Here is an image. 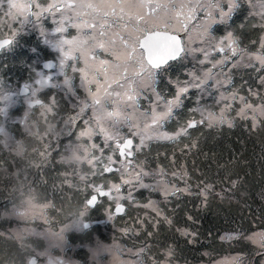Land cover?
<instances>
[{
	"label": "snow or ice",
	"instance_id": "1",
	"mask_svg": "<svg viewBox=\"0 0 264 264\" xmlns=\"http://www.w3.org/2000/svg\"><path fill=\"white\" fill-rule=\"evenodd\" d=\"M234 10L233 0H0V50L11 47L26 24L38 25L46 16L55 23L53 46L60 56L58 64L45 63L44 69L57 68L63 79L53 82L38 73L22 91L33 103L52 109L60 106L56 93L47 99L39 93L47 87L59 90L73 110V121L81 122L80 135L88 137L94 149L87 161L93 179L86 184V206L107 205V220H132L122 233L144 237L128 250L138 259L127 264H181L185 246L195 247L197 264H257L246 251L249 245L258 264H264V225L255 230L243 223L245 209L253 215L257 211L248 203L257 197L264 217V164L257 191L241 159L233 153L225 158L200 139L205 129L212 130L211 135L238 122L249 132L264 131V75L246 93L234 86L232 70L245 49L233 32L222 38L210 32ZM156 32L173 37V46L149 59L141 41ZM259 47L264 49V37ZM249 55L259 64L256 71L264 70V54ZM187 57L198 68L188 72L187 79L170 80L173 91L163 95L157 75L174 67L169 62ZM209 85L217 93L212 104L198 102L173 130H166L165 122L184 97ZM141 100H147V106ZM162 143L173 145L170 153L153 151V145ZM184 196L196 197L197 207H219L216 221L205 231L192 227L199 216L186 208L180 215V203L168 207ZM225 244H237L239 250L217 258L214 253Z\"/></svg>",
	"mask_w": 264,
	"mask_h": 264
},
{
	"label": "rangeland",
	"instance_id": "2",
	"mask_svg": "<svg viewBox=\"0 0 264 264\" xmlns=\"http://www.w3.org/2000/svg\"><path fill=\"white\" fill-rule=\"evenodd\" d=\"M240 1H245L248 6H251L248 18H254L255 26L263 25L264 28V12H262V9H264V0H233L235 7ZM224 24L226 26L229 25V18L226 20H218L217 23L213 24L210 29L211 34L216 38H222L225 36L228 33L227 31L221 30L222 33L217 34V30H215L216 27ZM41 28L44 29L43 35L41 34ZM54 29L55 23L52 17L46 16L41 18L38 25L31 23L26 24L24 29L20 31L19 34L27 35L28 33H31L32 37H37L35 44L39 48L43 49V51L45 49L47 55L49 56L47 59H53L56 64H58L60 50L53 46V42L56 37ZM70 30L73 34L75 33L74 29ZM261 37H264V30L258 39V44L256 41L254 50H256L255 53L264 54V49L259 47ZM239 44L242 49H245L246 54L240 61V65L232 70L233 82L235 81V77L237 75L242 77L248 74L250 67L246 65L249 63L254 66L256 65V68L259 67L258 62L255 61L254 55H249L255 54L252 53L250 48L251 46L242 45L240 41ZM10 48L11 47H9L6 51H10ZM40 61L41 60L37 62L39 64V68L35 71L36 76L31 80V82H23L24 85L33 84L35 80L38 79V73L49 77V79L53 82L63 79L62 75L56 74L58 73L57 68L53 72L44 71L41 67L42 63L40 64ZM184 61L188 66H190V68L189 71H185L186 78H183V80L187 79L188 72L198 68L191 57L185 58ZM165 80L166 79L164 78L157 77V86H164ZM16 90V88H11L7 91L0 92L1 148L9 154L13 153L15 155L23 153L24 147V154H29V152H27L28 148L34 150L36 155L43 151V156L46 155V157H48L47 159L45 158V163L52 165L53 167L62 166L60 176L66 179V184H68L72 178L75 179V182L80 183V187L83 189L86 183V174L88 172L91 174V169L87 161L94 154V149L92 148L90 139L80 135L79 127L73 136H71L70 140H63L64 142H67V144H62L61 146H58L56 141H53L54 143L51 147L49 146L50 144L42 141L26 143V132H35L37 130L38 123L42 122L43 119H47L48 115H50L49 120H51L57 111H59V107L47 109L38 105L40 108L35 112L37 113V116L34 124H32L30 118H26L30 109L28 107L30 99L29 97L25 98L26 96L19 95ZM51 90L58 95L59 98L57 99L60 100V103L65 102L62 106L67 109V111L65 113L58 112V123H56V119L54 118L44 126H47V129L52 136H60L61 133L68 136L70 133L68 128L72 127L74 125L73 123H75L72 119L73 110L69 108L67 100L63 98V94L60 93L59 90L53 88H51ZM190 92H194L195 106L198 102L207 103L202 102V100H209V98L213 100V98L217 95L215 90L210 85L202 89H193ZM189 93L184 98H186ZM166 94L167 93L164 91L163 95ZM141 104L143 106H147L148 101L141 100ZM191 108L192 107L188 108V110ZM178 110L179 109L176 110V114L172 119L165 122L164 128L176 125L174 118L177 116ZM11 113H15V115L12 116ZM24 121L27 122L28 126H24ZM15 124L20 126L22 129L21 133L24 135L20 141H17L18 134L15 135V133L11 130ZM32 137H35V135ZM43 138H46V135H43ZM55 146L63 147L60 155L57 153ZM14 161V158H10L9 160L12 165H14ZM38 166L39 162H36L35 167ZM86 169H88V172H86ZM0 175L3 176L2 178L5 181L11 178L16 180L17 182L13 181L8 183L16 184L17 187L12 190L14 192H20V197L18 196L16 199L12 198V201L8 203V211L2 217V219L7 221L6 229L1 232L3 241L7 238L8 240L15 242L21 251L20 257L23 261H19L17 264H29L33 258L35 259V264H127V262L131 260L138 259L137 257L131 255L128 250L138 247L140 241H142L144 237L142 235L133 236L131 233L125 235L120 231L126 226V224H132V220L129 217L125 216L121 218L120 216H117L115 222L109 221L107 220L105 213V207H107V205L98 203L94 208H89L86 206L85 200V206L87 208H81L75 216L70 217L68 222L54 228V215L51 212L53 211V205L49 202L42 203L38 200L35 187L30 182V176H25L21 179L18 177V171L16 169L12 170L6 167H0ZM81 177H83V179H81ZM153 198L158 199V195L154 194ZM98 206H100V209L96 210ZM95 210L97 215H100L99 217H101V219H93V216L91 215H95ZM18 211H23L25 213V220L23 222H21L19 217L16 216ZM142 213L143 210H141V214ZM135 214L136 213L134 211L133 216H135ZM89 221L91 222L90 225ZM22 223L23 228L26 231H24L23 234H19L18 230L21 228ZM84 223H88L89 227L84 228ZM75 235L84 237L86 240L84 242L73 243L71 242V239L74 238ZM79 252L83 255V259L77 257Z\"/></svg>",
	"mask_w": 264,
	"mask_h": 264
},
{
	"label": "trees",
	"instance_id": "3",
	"mask_svg": "<svg viewBox=\"0 0 264 264\" xmlns=\"http://www.w3.org/2000/svg\"><path fill=\"white\" fill-rule=\"evenodd\" d=\"M249 11H251V6H248L245 1H240L229 17V25H220L216 27L215 30H217V34H221V30L233 32L237 35V38L242 45L251 46L250 48L252 52H256V50H254L256 41L258 44V39L263 33L264 28L263 25L255 26L254 18H248ZM31 45L35 46V48L38 47L36 44L30 43L27 40L26 44L22 41H17V45L12 49L11 53L3 55L0 58V92L7 91L11 88H16L20 85V83L27 82L24 70L25 61L28 59L41 57L40 55L34 53L33 49L30 47ZM43 57L46 58L47 55ZM184 59L171 63L174 65V67L165 68L164 72L157 75V77L166 79L164 86H157L158 90L162 94H164L165 91L167 93L166 95H169L173 91L172 86L169 84L170 80H183V78H186L185 71H189L190 66L186 64ZM261 71L262 73L264 72V70ZM259 76L260 73L256 71V66H253L248 70V74L242 77L237 75L233 84L234 86L241 88L243 93H246L249 86L255 87ZM194 96V92H190L189 95L184 98L182 105L177 112L178 114L174 118L176 124L179 119L188 114V108L195 107ZM41 98L47 99L45 96H42ZM202 102L212 103L213 100L209 98V100H202ZM59 111L60 113L66 112V109L62 106V103H60ZM11 114L12 116L15 115V113ZM54 118L56 119V123H58V112L51 120ZM34 120H36V118H34ZM44 125H46L44 122L38 123L37 130L34 133L35 137H32L34 135L28 136L26 134V143L42 141L50 144L49 146L51 147L54 143L53 141H56L57 145L61 146L62 144H67V142H64L63 140H70L71 136H73L75 131L80 127L79 124H74L72 127L68 128V131H70L68 136L63 135L62 133L60 136H52V134L48 131L47 126ZM175 126L176 125L168 128L165 127V129L171 131L175 128ZM11 130L15 133V135L18 134L17 141H20L24 136L23 133H21L22 129L19 125H13ZM210 131L212 130L205 129V134L200 137L201 143L206 147L214 146L218 152L223 153L225 158L228 157L229 153H233L238 159H241L242 166L245 167L247 172L251 173L249 176L250 183L255 185L258 191L262 178L260 165L264 164V160H261V155H264V131L257 133L249 132L243 122H238L237 125L231 129L224 127L223 129L213 132L211 135H209ZM43 135H46V138H43ZM55 147V149H57V153L60 155L62 153L63 147ZM172 147L173 145L171 143L153 145V151L155 152V150L158 148L161 152L167 151L170 153ZM24 152L20 155H15L13 153L9 154L0 146V167H6L12 170L16 169L18 171V177L21 179L25 176L31 177L30 182L35 187L38 200L42 203L49 202L53 205V211L51 212L54 215V228H57V226H60L65 222H68L71 216H75L81 208L86 207V184L93 179L92 175L88 172V169H86V172L88 173L86 174L85 178V187L81 189V184L75 182V179L71 178L69 183L66 184V179L60 176L62 166L53 167L52 165L45 163L48 157H46V155L43 156V151L36 155L34 150L28 148L27 152H29V154H24ZM177 155L179 154L177 153ZM10 158L15 159L14 165L9 162ZM161 159L163 160V157H161ZM245 161L247 162L246 164L243 163ZM36 162H39L38 167H35ZM2 177L3 176L0 175V264H17V262L23 261V259L20 257L21 251L15 242L10 241L7 238L5 241H3L1 232L5 231L6 229L7 221L2 219V217L8 211V203L12 201V198L16 199L18 196L20 197V192H14L12 190L17 187L16 184L8 183L16 180L11 178L5 181ZM145 195H147V193H145ZM175 203L181 204V208L177 209L180 215H183V210L186 208L187 211H189L194 216L200 217L199 223L192 226L193 229H199L201 232H203L216 221V214L219 211V207L216 204H213V206L210 208H205L203 206L197 207L199 205V201L196 199V197L184 196L180 201L169 204L168 207H175ZM248 203L252 204V208L257 209V211H255V214L253 215L247 209H245L243 223L245 226H250L255 230L259 229L261 225H264V218L261 216V212L258 210L261 202L257 197L255 203H253L251 200H249ZM99 209L100 206L96 208V210ZM96 210L94 211L95 215L91 216H93V219L99 220L101 217H99L100 215H97ZM85 240L86 239L84 237L75 235L74 238L71 239V242H84ZM200 240L204 243H207V241L204 239V236H201ZM252 247L253 246L249 245L246 251L251 253V258L256 260L258 264L259 257H255L254 253H252ZM237 250H239V245L233 244L230 247L228 244H225L224 247L219 250L218 254L214 253V255H216L217 258H220L234 254ZM77 257L83 259V255L80 252L77 254ZM180 259L181 264H183L185 259L189 262V264H197L199 255L195 247L185 246L182 248Z\"/></svg>",
	"mask_w": 264,
	"mask_h": 264
},
{
	"label": "flooded vegetation",
	"instance_id": "4",
	"mask_svg": "<svg viewBox=\"0 0 264 264\" xmlns=\"http://www.w3.org/2000/svg\"><path fill=\"white\" fill-rule=\"evenodd\" d=\"M71 31V30H70ZM72 32V31H71ZM25 38H26V40L28 41V42H30V43H34L35 44V41L37 40V37L36 38H34V37H32V35H31V33H28L27 35L26 34H18V36H17V40H16V42L13 44V46L14 45H17V41H22L23 43H25ZM26 44V43H25ZM32 49H33V51H34V53L35 54H38V55H40L41 57L40 58H34V59H28V60H26L25 61V68H24V70H25V75H26V80H27V82H31V80L36 76L35 75V71L39 68V64L37 63L39 60H41L40 61V64L41 63H43V62H45V61H53L54 62V64H56V62L53 60V59H47L49 56L47 55V53H46V51H45V49H44V51H43V49H41V48H39V47H37V48H35V46H33V45H31L30 46ZM39 48V49H38ZM47 55V57L46 58H44L43 56H46ZM33 69V70H32ZM56 68H54V69H52L51 71H49V72H53L54 70H55ZM21 85H24V84H20L19 85V87L21 86ZM19 87L17 86L16 87V91H17V93H18V91H19ZM54 93V91L53 90H51V88L50 87H47V88H45V89H42L41 91H40V96L42 97V96H48V95H52ZM82 94V93H81ZM58 96V95H57ZM27 97H29V94H28V96H26L25 98H27ZM29 102H32L31 100H29ZM28 102V103H29ZM40 107H34V108H30L29 109V112H28V114H27V116H26V118L27 119H29L30 118V120H34V118H36V116H37V113H35L38 109H39Z\"/></svg>",
	"mask_w": 264,
	"mask_h": 264
},
{
	"label": "water",
	"instance_id": "5",
	"mask_svg": "<svg viewBox=\"0 0 264 264\" xmlns=\"http://www.w3.org/2000/svg\"><path fill=\"white\" fill-rule=\"evenodd\" d=\"M141 43H142L143 47L145 48V52H146V55L148 56V58L152 59V58L158 57L159 55L164 54L170 50V48L173 46V37H171L170 35L163 33V32H156L154 34H147L142 39ZM49 62L54 63L53 61H49V60L43 62L41 65L43 70H45V71H51L52 70V69L51 70L44 69V64L49 63ZM23 87L24 86H21L19 93L21 96H27L28 94L22 91ZM28 105H29V107H33V106L40 105V104H35L32 102V103H29ZM94 207H92V208H94ZM85 224H88V223H85ZM29 264H35L34 258L31 259Z\"/></svg>",
	"mask_w": 264,
	"mask_h": 264
},
{
	"label": "clouds",
	"instance_id": "6",
	"mask_svg": "<svg viewBox=\"0 0 264 264\" xmlns=\"http://www.w3.org/2000/svg\"><path fill=\"white\" fill-rule=\"evenodd\" d=\"M16 216L19 217V219L21 220V222H23L25 220V213L23 211H18L16 213ZM24 231H26L24 228H23V223L21 224V228L18 230L19 234H23Z\"/></svg>",
	"mask_w": 264,
	"mask_h": 264
}]
</instances>
